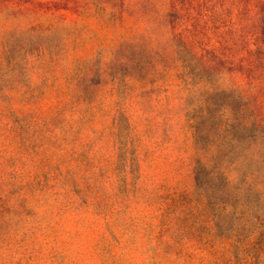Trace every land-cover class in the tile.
<instances>
[{
  "label": "rangeland",
  "instance_id": "rangeland-1",
  "mask_svg": "<svg viewBox=\"0 0 264 264\" xmlns=\"http://www.w3.org/2000/svg\"><path fill=\"white\" fill-rule=\"evenodd\" d=\"M0 264H264V0H0Z\"/></svg>",
  "mask_w": 264,
  "mask_h": 264
}]
</instances>
